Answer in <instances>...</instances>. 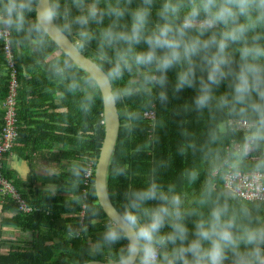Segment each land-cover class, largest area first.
<instances>
[{
  "label": "clouds",
  "instance_id": "clouds-1",
  "mask_svg": "<svg viewBox=\"0 0 264 264\" xmlns=\"http://www.w3.org/2000/svg\"><path fill=\"white\" fill-rule=\"evenodd\" d=\"M26 25L42 42L55 28L59 47L74 32L69 51L95 41L96 71L82 79L107 89V105L140 90L159 89L158 99L166 102L170 85L173 93L193 89L195 110L249 120L242 155L264 146V0H0V26ZM66 56L63 68L70 69ZM125 74L135 78L113 88ZM222 86L226 90L217 94ZM69 87L74 91L79 82ZM215 193L214 186L205 187L196 206L186 208L171 186L152 181L130 189L95 248L125 241L116 264H264V219Z\"/></svg>",
  "mask_w": 264,
  "mask_h": 264
},
{
  "label": "trees",
  "instance_id": "trees-1",
  "mask_svg": "<svg viewBox=\"0 0 264 264\" xmlns=\"http://www.w3.org/2000/svg\"><path fill=\"white\" fill-rule=\"evenodd\" d=\"M62 2L66 4L68 0ZM28 20L34 22L35 14H30ZM98 27L93 25L94 30ZM10 31L18 72L17 125L20 109L31 93H48L49 107L54 110L64 109L65 112L48 115L50 120L44 127L47 136H39L33 142L36 146L33 151L41 152L46 148L58 162L54 169L61 176L48 178L53 188H48L45 183L38 186L36 181H44L38 176H34L30 183L23 184V181L6 170L3 162L5 154L1 158L2 176L33 211H17L11 198L3 196V209L11 214L4 224L17 229L18 239L23 241V246L14 247L9 240H3L4 244L9 245V251L0 255V264L115 262L125 241L100 250L95 248L110 221L99 206L94 191V169L104 138L103 105L99 88L93 89L84 84L82 78L88 74L73 60L72 68H63L68 56L50 36L47 42H42L43 38L31 32L27 25L22 30L13 27ZM69 36L75 42V33ZM55 52L56 56L47 61ZM82 52L94 62L95 41ZM3 55L0 49V66H4ZM57 68L63 70L57 71ZM0 69L4 72L3 67ZM169 75L170 80L174 81V74ZM134 78L125 74L124 79L115 82L112 87L123 88ZM74 80L79 82V87L73 91L69 86ZM7 85L8 77L5 74L0 80V101L7 94ZM225 90L222 86L217 94ZM158 92L159 89H152L151 92L140 90L136 94L124 96L116 104L120 125L106 176L107 193L116 210H121L125 192L155 181L165 189L171 186L182 197L186 208L195 207L194 202L200 198L204 188L212 185L215 194L227 199L234 208L246 205L254 215L263 219L260 204L231 198L222 187L225 169L222 165L225 161L235 169L246 171L257 169L264 157V146L253 147V154L260 156L256 162L246 161L242 148L238 152L230 148L233 141L243 147L249 131H233L226 125L227 121L248 119L231 117L216 110H195L193 98L196 93L193 89L173 93L170 85L166 102L158 99ZM88 95L93 97L91 102L86 100ZM85 104L88 105L87 110ZM151 109L155 110L153 126L143 117ZM2 116L0 111V130L3 126ZM222 124L225 125L224 131L220 130ZM18 133H21L19 129ZM64 160L69 161L68 167L61 165ZM89 161L93 162V174L89 186L84 187L83 169ZM118 169H124L123 174L118 175ZM215 170L218 173L213 176ZM192 172L196 173L195 180L190 178ZM83 189H86V194ZM62 219L64 224L59 223Z\"/></svg>",
  "mask_w": 264,
  "mask_h": 264
},
{
  "label": "built area",
  "instance_id": "built-area-1",
  "mask_svg": "<svg viewBox=\"0 0 264 264\" xmlns=\"http://www.w3.org/2000/svg\"><path fill=\"white\" fill-rule=\"evenodd\" d=\"M11 31L10 28H4L0 26V41L2 44V50L6 60V70L8 72V85L7 95L4 98V114H3V126L0 130V170H1V157L7 154L15 145L18 133H17V92H18V72L14 60V52L11 45ZM144 120L153 126L155 120V110L151 109L144 113ZM229 129L233 131H249L250 123L244 119H229L227 124ZM240 146L238 142H231L230 148L233 151L238 152L240 148L245 152V146ZM254 148L248 147L245 154L246 160L258 161L260 156L253 154ZM264 161V157H262ZM222 167H225L223 174V189L240 201L258 203L262 207L263 219H264V169L240 171L234 169L232 164L224 162ZM218 170L214 171L215 176ZM93 174V162L89 161L83 169V186L88 187L90 183L91 175ZM86 189H83V193L86 194ZM3 196H9L12 202L16 205L17 210L22 213H29L33 211L20 197L19 193L10 185L1 174L0 171V198ZM85 206L83 205V210Z\"/></svg>",
  "mask_w": 264,
  "mask_h": 264
},
{
  "label": "crops",
  "instance_id": "crops-1",
  "mask_svg": "<svg viewBox=\"0 0 264 264\" xmlns=\"http://www.w3.org/2000/svg\"><path fill=\"white\" fill-rule=\"evenodd\" d=\"M0 49L3 53L1 41H0ZM48 59L47 61L50 60ZM2 67L4 68V72L0 71V80H2V77L5 74L8 77L5 58H4V66L2 64L0 68ZM48 96H49L48 93L42 92L37 95L31 93L26 97L25 102L22 108L20 109V115H18L19 116L18 125L16 121L17 133H18V129L19 131H21L20 134L18 133L20 135L18 136L19 140L13 146L12 150L9 151L7 154H5V157H3V162L5 163L6 170L9 171L16 178H18L20 181H23V184L30 183L31 181H33L34 176H38L43 178L44 180V181L42 180L36 181V184L38 186H40L42 183H45L48 188H53V184L50 180H48V178L51 177L56 179L61 176V174L54 169V166H56L58 162L55 161L54 158L52 157L51 155L52 152L46 148H43L41 152L33 151V148H36L35 144L33 143L35 142L34 139L39 136L40 138H45L47 136V133L45 131L46 129L44 128L46 127V124L50 120L47 116L54 112L57 113L65 112L64 109H57V110L51 109L49 107L50 102L48 100L50 99L48 98ZM58 97L61 98L62 95L59 94ZM18 110H19V105H18ZM0 111L2 112L3 115L4 99L0 101ZM252 162H256V161H252ZM61 165L68 167L69 161L64 160L61 163ZM246 171H251V170H246ZM223 191L227 196L231 197V195H229L225 190ZM4 204H5L4 200L0 198V255H5L9 251V245L4 244L2 242L3 240H9V242L12 243V246L14 247L23 246L22 245L23 241H20L18 239L19 234L17 232V229L13 226L4 224V221L10 219L11 217L10 212L8 210L3 209ZM13 205L16 206L14 203ZM15 209H17V207ZM260 209L263 215L261 206ZM81 215L82 217H84L83 216L84 211H82ZM59 223L64 224L65 223L64 219L59 221ZM8 233H11V235L9 236Z\"/></svg>",
  "mask_w": 264,
  "mask_h": 264
},
{
  "label": "water",
  "instance_id": "water-1",
  "mask_svg": "<svg viewBox=\"0 0 264 264\" xmlns=\"http://www.w3.org/2000/svg\"><path fill=\"white\" fill-rule=\"evenodd\" d=\"M54 41L56 40V29L53 28L50 35ZM75 42L67 35L63 40V47H59L64 53L69 52L72 60L84 70L88 75L96 71L94 62L87 58L82 51H69L73 49ZM102 97L103 117H104V138L99 150V155L94 169V191L99 206L111 219L117 212L116 208L110 201L106 188L107 169L110 161L114 145L117 140L119 130V115L116 105H107L104 100L107 89L98 87ZM87 264H116L115 262L90 261Z\"/></svg>",
  "mask_w": 264,
  "mask_h": 264
},
{
  "label": "rangeland",
  "instance_id": "rangeland-1",
  "mask_svg": "<svg viewBox=\"0 0 264 264\" xmlns=\"http://www.w3.org/2000/svg\"><path fill=\"white\" fill-rule=\"evenodd\" d=\"M54 56H56V52L54 53V55L50 56L49 59H51V58L54 57ZM49 59H48V60H49ZM224 129H225V125H224V124L220 125V130H221V131H224Z\"/></svg>",
  "mask_w": 264,
  "mask_h": 264
}]
</instances>
